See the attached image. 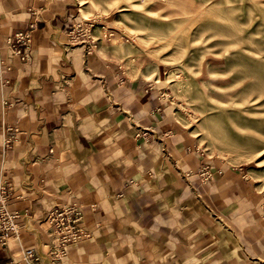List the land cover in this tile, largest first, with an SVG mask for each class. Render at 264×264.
I'll use <instances>...</instances> for the list:
<instances>
[{"label": "crops", "instance_id": "1", "mask_svg": "<svg viewBox=\"0 0 264 264\" xmlns=\"http://www.w3.org/2000/svg\"><path fill=\"white\" fill-rule=\"evenodd\" d=\"M79 1L0 0V181L18 213L0 264L26 248L38 264H264L262 190L203 155L161 65L99 26L90 53L68 45ZM30 23L20 61L7 45ZM63 203L81 205L87 237L55 258L44 219Z\"/></svg>", "mask_w": 264, "mask_h": 264}, {"label": "rangeland", "instance_id": "2", "mask_svg": "<svg viewBox=\"0 0 264 264\" xmlns=\"http://www.w3.org/2000/svg\"><path fill=\"white\" fill-rule=\"evenodd\" d=\"M84 3V19L161 65L163 92L203 155L243 167L264 197V0Z\"/></svg>", "mask_w": 264, "mask_h": 264}, {"label": "built area", "instance_id": "3", "mask_svg": "<svg viewBox=\"0 0 264 264\" xmlns=\"http://www.w3.org/2000/svg\"><path fill=\"white\" fill-rule=\"evenodd\" d=\"M99 26V30L106 38H114L116 40L127 41L123 32L110 29L102 25L100 22L93 19H81L71 23L68 27L67 43L70 46L80 45L84 48L85 53H90L94 47V39L91 36V28ZM34 28V24L30 23L25 31H15L12 34V41L7 45L8 49L20 61L26 60L25 49L30 42V30ZM124 37V38H123ZM21 46L23 50L19 48ZM8 130V129H7ZM14 131V129H12ZM145 132L140 134L143 135ZM13 136H6L3 139V147H8ZM201 176L205 179L209 177V173L203 171ZM10 185L0 181V247L4 246L8 241L16 239L18 233L17 218L18 213L10 212L7 209V203L10 198ZM81 205L77 203H63L49 209L46 213L44 221L49 226V237L52 246L48 253L55 257H61L66 252L67 246L79 242L81 238L87 237L86 232L80 226L81 220ZM23 264H38V258L34 255L31 249H23L20 253ZM8 264H18L10 262Z\"/></svg>", "mask_w": 264, "mask_h": 264}]
</instances>
